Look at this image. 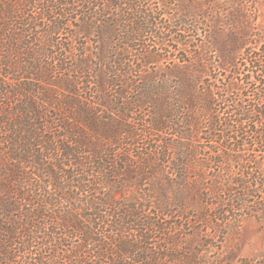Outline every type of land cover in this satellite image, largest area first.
I'll use <instances>...</instances> for the list:
<instances>
[{"label": "trees", "instance_id": "obj_1", "mask_svg": "<svg viewBox=\"0 0 264 264\" xmlns=\"http://www.w3.org/2000/svg\"><path fill=\"white\" fill-rule=\"evenodd\" d=\"M147 4L0 0V264H163L148 248V228L161 229L144 213L172 206L156 178L167 162L157 163L155 153L118 154L114 146L128 129L113 113L129 111V103L116 102L128 90L123 54L145 33L154 37L158 29L165 39L169 29ZM60 34L70 42H61ZM254 55H245V74L232 72L240 84L201 85L203 66L190 64L177 68L171 90L164 83L154 91L147 82L144 99L130 103L150 108V128L172 129L180 144L170 146L175 156L168 163L176 175L167 183L173 204L201 202L223 223L246 212L264 223V87H254L264 84V55ZM242 93L256 100L246 103ZM180 111L186 116L174 124ZM195 134L211 146L190 144ZM228 162L238 176L215 178L207 189L187 178L189 169L210 163L221 169ZM125 188L131 199H117ZM128 232L137 239L123 235Z\"/></svg>", "mask_w": 264, "mask_h": 264}, {"label": "rangeland", "instance_id": "obj_2", "mask_svg": "<svg viewBox=\"0 0 264 264\" xmlns=\"http://www.w3.org/2000/svg\"><path fill=\"white\" fill-rule=\"evenodd\" d=\"M160 1L148 0L147 6L160 11L159 19L169 28L164 33L165 39H160L158 29L152 28L154 30L151 31L156 34L154 37L145 33L138 41L128 45L129 52L123 54L125 69L129 72L128 90L117 99L118 104H130L136 96L144 97L143 89H146L147 82L153 86L154 91H160L164 83H167L171 90L177 82V68L190 64L203 66L205 73L201 77V85L209 82L207 85L221 88L230 81L240 84L239 78H234L236 75L232 72L239 70V76L245 74L248 68L245 55H264V0ZM60 37L61 42H70L66 35ZM72 45L71 58L74 59L78 56L76 41H72ZM132 48L136 50H131ZM91 53L93 54L92 48L88 47L87 55ZM64 74L72 78L75 76V73ZM250 76L254 81L255 74L251 73ZM87 82L92 86V79L89 78ZM121 82L125 86L126 82ZM254 87L260 92L264 84L257 82ZM56 89L60 95L66 94L60 87ZM244 91H248V87ZM241 95L246 103L256 100L251 94ZM261 95V112L264 114V92ZM129 104L128 112L119 114L118 109L113 111L116 119L119 120L120 116H123L122 123L128 127L127 133L119 137V141L114 145L117 153L126 151L132 158H137L141 153H155L157 155L153 158L157 163L167 162L165 167L157 171L156 178L166 185L172 206L168 212H158L152 207H146L144 213L150 222L161 229L148 228L151 234L148 244L151 254L154 253L156 259L161 260L163 264H264V223L250 216L249 212L241 216L236 213V220L231 218V221L223 223L215 218V208L205 209L201 202L173 204V192L167 187V183L175 180L176 175L171 173L168 163L170 166L171 158L175 156V151L170 146L180 144L175 140L172 129L166 128L162 132H156L150 128L149 124L154 120L150 108ZM178 106L183 107L181 104ZM185 116L186 113L180 111L172 121L178 124ZM195 135L190 144L211 146L202 141L201 135V141L199 135ZM260 168L264 171V163L260 164ZM238 174L239 171L232 162H228L221 169L210 163L189 169L187 178L200 180L207 189L215 178L219 180L223 176L232 179ZM148 183L146 181L142 188H146ZM201 192L204 194L202 190ZM131 196V189L125 188L117 199H131ZM153 196L156 198L155 202L159 203L157 193ZM223 196L221 194L226 200ZM211 201L215 204L217 200ZM140 203L147 204L143 199ZM123 235L131 240L138 237L135 232ZM73 242L78 243L79 240L74 239Z\"/></svg>", "mask_w": 264, "mask_h": 264}]
</instances>
